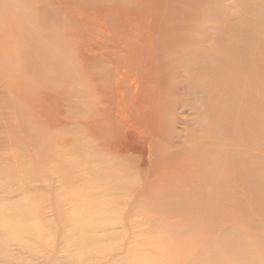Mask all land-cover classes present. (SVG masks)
<instances>
[{
  "label": "rangeland",
  "instance_id": "rangeland-1",
  "mask_svg": "<svg viewBox=\"0 0 264 264\" xmlns=\"http://www.w3.org/2000/svg\"><path fill=\"white\" fill-rule=\"evenodd\" d=\"M135 1L0 0V198L25 190L38 199L103 191L121 205L131 201L142 243L127 260L119 246L111 251L123 259L115 264H217L204 253L215 243L220 254H232L234 243L264 264V123L258 114L236 113L223 130L254 122L263 134L251 128L221 138L210 114L220 95L204 101L198 84L213 78L205 54L219 53L218 26L241 24L243 4L212 0L207 19L192 14V0L186 9L175 0H143L140 8ZM183 16L187 26L210 29V42H203L207 29L189 47H173L169 28ZM37 56L42 68L52 63L42 80L29 65ZM92 58L103 62L99 73L110 69L105 86L92 79ZM257 72L254 79L236 73L226 98L264 115ZM117 182L120 193H107ZM52 240L34 254H17L19 264L70 259L72 249L63 240L53 248Z\"/></svg>",
  "mask_w": 264,
  "mask_h": 264
},
{
  "label": "bare ground",
  "instance_id": "bare-ground-1",
  "mask_svg": "<svg viewBox=\"0 0 264 264\" xmlns=\"http://www.w3.org/2000/svg\"><path fill=\"white\" fill-rule=\"evenodd\" d=\"M176 1L183 2L181 6L183 9H186V0H175L174 2ZM259 1V5L250 0L236 1L238 4H243V13L240 19L241 24H231L227 29L222 28L221 25L218 26L217 37H215L218 44L214 47L219 53L214 52L210 54L209 52L205 54L204 68L205 71L210 70L212 73L213 78L211 81H207V78H204V76L202 77V67L199 70V75H201L202 79H199L198 84L202 90L204 101L210 100L216 93L220 95L211 104L210 114L218 120L220 125L218 127L219 136L221 138L226 136V132H238L240 133L238 135L240 137L248 131L251 132L252 129L254 131L259 130L263 134V129L259 126L257 128L254 122L250 125L246 124L244 127L233 126L227 130L226 128H224L225 130L222 129L224 127L223 123L236 113L239 116L258 114L260 121L264 123L263 110L260 107H258L257 111L254 109L245 110L239 99L226 98L228 91L234 90L237 86L236 73H244L249 79H254L258 73L257 71H262L261 78L263 80L260 83L264 86V0ZM142 3L143 0H136L135 4L132 2V7L140 8ZM212 4H215L212 0H192V5L194 6L192 14L208 19L210 16H213L211 11ZM209 9L210 11L207 13L206 11ZM174 13L179 15L176 11ZM199 28L196 25L187 26L186 16H183L179 25L169 28V35L172 34L173 36V40H171L172 46L175 48L189 47L195 41V34L198 31L200 33L204 32V35H207L206 31L209 30L210 35H207V37L203 35L205 39L203 42H210V38H212L210 29L206 27L205 29L204 27ZM186 30L191 36L189 38H181L179 36L180 32L186 33ZM226 30L232 32V35L227 39L224 36ZM27 50L30 52L37 51V48L34 49L29 46ZM44 60L47 61V58L44 57ZM135 61L134 63L136 64ZM120 62L123 64L122 60ZM102 64L103 62L100 64L99 60L92 58L91 76L93 80L100 79L102 84L106 85L105 77L106 79L109 78L111 72L109 73L110 69H104L99 73L97 69ZM29 65L34 68L41 80L44 78L42 73L44 68L50 66L49 68L53 73L52 63L50 62L49 65L47 64L46 67L42 68V63L38 59V56L37 60L31 61ZM160 65L165 70L170 67L167 62H162ZM228 72L230 73L229 76L227 75ZM118 73L115 74L114 72L113 76L116 77ZM98 83L93 85L94 90ZM234 148V146L230 147L232 151H230L231 156L234 153ZM252 177L250 176L249 178V184H254ZM122 185L121 182H117L116 185L109 184L107 185L106 192L111 193V191H115L120 193L116 188ZM30 191L25 190L15 196L9 193V195L0 198V202L3 203L0 204V264H19L17 254L23 256L25 253H36L38 246H45L51 236L53 237L51 241L53 248L59 247L58 241L63 240L62 243H65L72 249L71 258L54 261L58 262V264H104V262L115 264L122 262L123 259L127 260L138 252L139 245L142 243L140 240L141 232L139 224L134 218L136 216L135 213L132 209V212L130 211L129 203L131 201L121 205V202H116L113 198H107V194L103 191H98L95 196L81 195L67 199H38L34 197L38 196L36 195L37 193L31 194ZM232 236L233 234H230L229 238H232ZM171 245V247H176L178 241H173ZM232 246V254L230 250H224L220 254L219 250H222V247H218L216 243L206 247L204 253L212 256L211 258L215 257L217 264H258L257 259L251 260L249 258L247 248L236 247L234 243ZM116 248L119 250L123 249V255L121 254L122 260L115 259L114 257L111 258L110 252ZM75 256H77V259ZM78 259L79 261H77ZM193 264L210 263H204V260L201 258H195Z\"/></svg>",
  "mask_w": 264,
  "mask_h": 264
}]
</instances>
